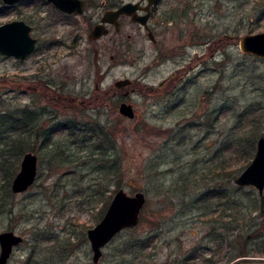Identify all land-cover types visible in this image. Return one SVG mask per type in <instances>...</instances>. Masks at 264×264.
<instances>
[{
    "label": "rangeland",
    "instance_id": "rangeland-1",
    "mask_svg": "<svg viewBox=\"0 0 264 264\" xmlns=\"http://www.w3.org/2000/svg\"><path fill=\"white\" fill-rule=\"evenodd\" d=\"M103 1L91 0L88 14L99 13ZM40 5L11 8L0 0V25L24 20L39 39L25 60L0 54V233L25 239L8 264L264 261V193L237 191L235 182L264 136V58L240 47L244 35L264 32V0H162L158 14L172 19L161 65L157 48L128 21L122 37L96 43V58L87 19L78 28L51 26L52 10ZM76 29L80 40L69 49ZM127 32V45L143 51L136 60L122 56ZM54 37L63 43L44 53ZM174 72L177 84L165 92L159 84ZM125 77L135 88L124 98L135 105L133 118L121 114L122 95L113 93ZM18 139L24 152L7 155ZM29 151L38 156V175L16 193L12 181ZM120 189L143 192L147 202L139 223L118 233L94 263L87 232ZM217 189L227 197L209 195ZM213 234L223 238L224 252Z\"/></svg>",
    "mask_w": 264,
    "mask_h": 264
},
{
    "label": "water",
    "instance_id": "water-1",
    "mask_svg": "<svg viewBox=\"0 0 264 264\" xmlns=\"http://www.w3.org/2000/svg\"><path fill=\"white\" fill-rule=\"evenodd\" d=\"M6 5H14L22 0H2ZM58 9L70 14H82L85 10L84 0H47ZM156 0H147L150 7ZM139 4L127 3L116 11L107 12L103 23H116L120 14L132 16L134 22L146 25L148 15L139 16L137 9ZM32 27L24 20H13L0 25V53L12 56L16 59L24 60L31 55L37 46V39L31 35ZM108 31L99 24L90 33V39H97L107 34ZM151 38H153L151 36ZM240 47L243 53L252 54L259 58H264V32L247 34L241 37ZM133 83L131 78L118 79L115 82L117 88H125ZM122 115L133 118L135 111L128 103L121 104ZM38 175V156L33 152H27L21 161L20 170L12 181V190L16 193L23 192L35 182ZM238 186H253L260 195L264 193V136L257 141L256 154L252 162L237 177ZM147 202V197L143 192L129 195L123 189L118 190L113 196L108 209L102 220L90 228L87 232L88 239L93 251V261L98 263L103 255V248L109 244L115 236L127 228L135 227L140 220L141 211ZM23 242V237L13 231L0 233V264H7L13 249ZM238 264H264V261H246Z\"/></svg>",
    "mask_w": 264,
    "mask_h": 264
},
{
    "label": "flooded vegetation",
    "instance_id": "flooded-vegetation-1",
    "mask_svg": "<svg viewBox=\"0 0 264 264\" xmlns=\"http://www.w3.org/2000/svg\"><path fill=\"white\" fill-rule=\"evenodd\" d=\"M25 1H28V0H22V1L18 2L17 4L10 5V6L6 5V4L5 5L12 8V7H15V6L21 4V3L25 2ZM40 1H44V2H40V3H42V5H40V7H43V8L44 7H49L52 10V12L50 11V14L48 15V19L53 18L52 19L53 22L51 23V26H54L57 21H60V22L61 21H65V22H67V24L73 25V27H74V24H75V27L78 28L79 26L77 24V21L78 20L79 21H86V19H87V21L89 22V26H90L89 27L88 38L93 43L92 45H94L96 58H98V55H99V51L97 49L96 43H98V42L102 41L104 38H108V37L113 39L114 38L113 35L114 36L121 35V37H122V34L124 33V23L126 21H128L134 27H137L140 32L143 31L145 33V35L148 37L149 41L152 42L153 46L155 48H157L156 63L158 65H161L162 64L161 60L164 57H166V55H168V53L164 52L165 50H163L161 48H163L162 47V45H163V37L169 31V28H170L169 27V21L172 18L169 15H167V14H164V15H162V14L159 15L158 14V6H159V4H160V2L162 0H156V2L150 7L149 11L143 9L144 7L147 6V0H136V1H133V0H110V1L104 0L103 3L100 6L101 11L99 13L91 14V15L88 14V9H90V7L92 6L91 3H90L91 0H84L86 2V5H85V10H84V12L82 14H70V13H67V12H64V11L58 9L54 4L48 2L47 0H40ZM127 3L139 4V8L137 9V14L139 16L148 15L146 25L141 24L140 22H134L133 19H132V16L124 14V13L120 14V16L116 20L117 24H118V28H117L116 23L112 24V23H103L102 22V19H103L104 15L107 12L116 11L120 7H122L123 5H125ZM46 18H47V16L44 19H46ZM99 24L103 25V27L108 31V33L103 35L100 38L90 39V37H89L90 33L95 28V26H97ZM75 32L76 33H74L75 36L73 37V39H71L69 41V43L66 45V47H69V49H74L75 48V44L78 43V41L80 40L79 34H78V30L76 29ZM31 35H32V32H31ZM125 35H126V37H125L126 39H124V40H122L120 42V43H123L122 45H120V46H123V47H126V45L128 43V42H125V41H131L132 38H133V34L131 32H127ZM151 36L153 38H151ZM35 38L37 39V46H38L39 39L37 37H35ZM55 42L58 43V44L63 43V41L61 39H55V37H54L45 46L44 53H45L46 50L48 51V50L52 49V47L54 46ZM37 46H36V49H37ZM35 50H34V52H35ZM142 53H143V51L141 49H140V51L138 50L137 52H134V50L132 48V45H127V51H125L124 54H122V56L123 57L124 56H128L129 58L130 57L132 58L131 60H136L137 58L141 57ZM124 63H126V62L124 61ZM178 72H180V71H178ZM175 76L177 77V73L176 72L172 73L170 76L164 78L160 82L159 86L162 89H165L166 90L165 92H168L169 90H172L177 84L175 82V80H174L176 78ZM115 82H114V88H116V89L113 92L114 96L122 95V98H123L120 101V104H119V109H120L121 104H123V103L131 104L128 101H126L124 98H126L130 94V92L134 91L135 88L129 89L128 87L130 85L125 87V88H117L115 86ZM101 90H102V88H101V84L99 82L96 85V91H101ZM151 90L152 91H154V90L156 91L157 88L151 87ZM109 92H110L109 90H104L103 89L102 100L109 99V98H107V96L110 97ZM94 97H95V99H99V96L97 94ZM131 105L133 106V109L135 111V105L134 104H131ZM23 239H24V237H23ZM24 240H23V242H24ZM21 244H19V245H21Z\"/></svg>",
    "mask_w": 264,
    "mask_h": 264
},
{
    "label": "trees",
    "instance_id": "trees-1",
    "mask_svg": "<svg viewBox=\"0 0 264 264\" xmlns=\"http://www.w3.org/2000/svg\"><path fill=\"white\" fill-rule=\"evenodd\" d=\"M38 1H40V0H38ZM40 2H44V1H40ZM25 145H24V141L23 140H21V139H18V140H14V142H13V144H12V146H11V148L10 149H8V151H6V154L7 155H9V154H11V153H14V154H21L22 152H24V150H25V147H24ZM18 152V153H17ZM29 152H32V151H29ZM249 151H247L246 153H248ZM27 153V152H26ZM26 153H24V155L26 154ZM23 155V156H24ZM6 162V161H5ZM10 163V161H7V164H9ZM15 168H16V166H15ZM11 176H12V174H10ZM10 177V176H9ZM236 189H237V191L238 190H241V189H243V187L242 186H238V187H236ZM225 190H221V189H217V190H213V191H211L210 193H209V195L210 196H214V197H221V196H224V197H227V194L224 192ZM262 207H260L259 208V210H260V212H261V209H262V214L264 213V197H262ZM228 217H231L230 215L228 216ZM232 217H237V215L236 216H232ZM232 222H233V219H232ZM221 227H223V226H221ZM252 234V235H251ZM250 234V238H252V236L254 235V237L253 238H256L257 236L255 235L256 233L255 232H252ZM213 241L214 242H216L217 243V245H219V248H218V250L220 251V252H224V247L221 245L222 244V242H223V238L222 237H220L219 236V234L217 235V234H213ZM238 254V252L235 254V256ZM235 256H232V260L235 258ZM238 256H242V257H245V256H249V254L248 253H246V252H240L239 253V255ZM255 256V255H254ZM211 257L212 256H208V257H206L203 261H201V262H204L203 264H209L210 262H211ZM196 262V261H195ZM194 264H197V263H194ZM199 264V263H198Z\"/></svg>",
    "mask_w": 264,
    "mask_h": 264
}]
</instances>
